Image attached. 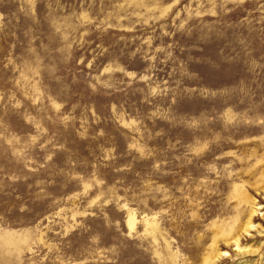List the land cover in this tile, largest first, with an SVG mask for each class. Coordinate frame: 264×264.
Masks as SVG:
<instances>
[{"label":"rangeland","instance_id":"1","mask_svg":"<svg viewBox=\"0 0 264 264\" xmlns=\"http://www.w3.org/2000/svg\"><path fill=\"white\" fill-rule=\"evenodd\" d=\"M0 264H264V0H0Z\"/></svg>","mask_w":264,"mask_h":264},{"label":"bare ground","instance_id":"2","mask_svg":"<svg viewBox=\"0 0 264 264\" xmlns=\"http://www.w3.org/2000/svg\"><path fill=\"white\" fill-rule=\"evenodd\" d=\"M250 224V223H249ZM250 229V228H249ZM238 244V243H237Z\"/></svg>","mask_w":264,"mask_h":264}]
</instances>
